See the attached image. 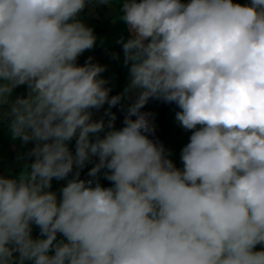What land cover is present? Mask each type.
<instances>
[{
    "label": "clouds",
    "instance_id": "9594fccd",
    "mask_svg": "<svg viewBox=\"0 0 264 264\" xmlns=\"http://www.w3.org/2000/svg\"><path fill=\"white\" fill-rule=\"evenodd\" d=\"M93 2L112 4L0 0V122L35 144L26 170L0 177V264H264V0H124L130 83L115 96L105 66L77 64L96 46L78 18ZM150 99L192 131L182 169L149 139Z\"/></svg>",
    "mask_w": 264,
    "mask_h": 264
},
{
    "label": "crops",
    "instance_id": "0c3cea01",
    "mask_svg": "<svg viewBox=\"0 0 264 264\" xmlns=\"http://www.w3.org/2000/svg\"><path fill=\"white\" fill-rule=\"evenodd\" d=\"M123 2L124 0H112L111 6L93 2L87 7L89 11L94 10V13L86 14L83 17H80L79 14L78 17L86 26L92 29L94 28L93 32L97 37V42L93 49L87 50L78 57L77 64L78 66H83L88 62L89 57H91V63L105 66L106 71L101 73V76L108 81L105 86H111L114 96L124 92L125 88L128 87L130 83V65H124L123 48L120 43H117L121 38L125 41L131 38V33L128 30L127 24L123 20L117 19V17L121 15ZM184 2H188V0H184ZM234 2L248 4L250 0H234ZM93 21H99L101 25H99V23L93 24ZM113 53H117L119 58L114 59ZM21 95H27L26 86H20L14 90L13 98ZM129 95H131L132 99H128L126 96L125 99L121 101L123 105L122 114L125 116L127 115V106L134 102L136 98V94L130 93ZM147 106L152 110L154 124L162 126L165 130L166 137L164 144L167 147L165 152L169 153V158L174 162L176 167L182 169L181 152L190 142L192 131L183 129L176 121V113L181 111V109H179L174 102L164 103L155 99H150ZM107 108L108 105L106 104L104 108L99 111L93 110V119L100 120L104 118L107 121L108 117L104 115ZM122 127H124V124L120 119L116 118L115 128L120 129ZM34 146V142L24 144L19 139L13 140L7 123L0 122V172H2L6 178H12L26 170L28 165L34 160V157L29 156ZM69 147L75 152V139L69 143ZM96 162H98V159L94 158L93 163L86 165V167L81 170L79 178L83 180L94 179L88 176V172L95 166ZM72 178V174L62 181H58L54 178L51 191L59 193V190L66 186L67 180ZM96 179H98L99 183L105 188L113 186V182L105 178L104 170L101 171ZM33 237H40L38 227L33 226ZM59 238L58 236V239ZM254 250H264V245H257ZM27 264H31V262H27Z\"/></svg>",
    "mask_w": 264,
    "mask_h": 264
},
{
    "label": "built area",
    "instance_id": "2783aa9c",
    "mask_svg": "<svg viewBox=\"0 0 264 264\" xmlns=\"http://www.w3.org/2000/svg\"><path fill=\"white\" fill-rule=\"evenodd\" d=\"M106 87H108L111 91H110V96H114L113 95V90L111 88V86L107 85ZM122 108L123 105L120 103L117 106L112 108V112L115 113L116 118L120 119V121L123 123L124 119H125V115L122 114ZM141 112H147L150 113V121L154 124V120H153V116H152V110L150 109L149 106H147V104L141 109ZM136 117H133V119H135ZM124 124V123H123ZM155 125V124H154ZM155 133L154 134H149V139H152L155 143H157V145H163L165 151L167 150V147L165 146L164 142H165V130L162 126H157L155 125ZM0 177H3L0 173Z\"/></svg>",
    "mask_w": 264,
    "mask_h": 264
},
{
    "label": "rangeland",
    "instance_id": "374dc122",
    "mask_svg": "<svg viewBox=\"0 0 264 264\" xmlns=\"http://www.w3.org/2000/svg\"><path fill=\"white\" fill-rule=\"evenodd\" d=\"M93 13H94V10L93 11H89L88 7L86 6L85 9L80 13V17H83L86 14H93ZM99 15H100V13H99ZM98 23H99V21H97V22L93 21V24H98ZM99 25H101V24L99 23Z\"/></svg>",
    "mask_w": 264,
    "mask_h": 264
},
{
    "label": "trees",
    "instance_id": "16d2710c",
    "mask_svg": "<svg viewBox=\"0 0 264 264\" xmlns=\"http://www.w3.org/2000/svg\"><path fill=\"white\" fill-rule=\"evenodd\" d=\"M165 136H166V134H165ZM0 173H1V175H2L3 177H5L4 174H2V172H0Z\"/></svg>",
    "mask_w": 264,
    "mask_h": 264
}]
</instances>
